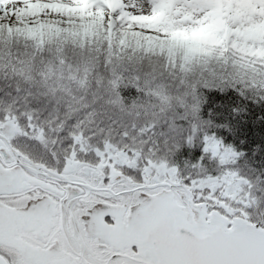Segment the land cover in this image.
I'll return each mask as SVG.
<instances>
[{"label": "snow or ice", "instance_id": "1", "mask_svg": "<svg viewBox=\"0 0 264 264\" xmlns=\"http://www.w3.org/2000/svg\"><path fill=\"white\" fill-rule=\"evenodd\" d=\"M257 23L264 0H0V264H264Z\"/></svg>", "mask_w": 264, "mask_h": 264}, {"label": "trees", "instance_id": "2", "mask_svg": "<svg viewBox=\"0 0 264 264\" xmlns=\"http://www.w3.org/2000/svg\"><path fill=\"white\" fill-rule=\"evenodd\" d=\"M243 19V18H242ZM264 27V26H263ZM262 26L259 27L256 24H252L251 27L249 28V32L252 34H257L259 33L262 29H264Z\"/></svg>", "mask_w": 264, "mask_h": 264}, {"label": "rangeland", "instance_id": "3", "mask_svg": "<svg viewBox=\"0 0 264 264\" xmlns=\"http://www.w3.org/2000/svg\"><path fill=\"white\" fill-rule=\"evenodd\" d=\"M237 14L241 17V18H246L247 17V15H248V13H247V11L245 10V9H243V8H239L238 10H237ZM257 26H259V27H263L264 25H260V24H256ZM264 28V27H263Z\"/></svg>", "mask_w": 264, "mask_h": 264}]
</instances>
